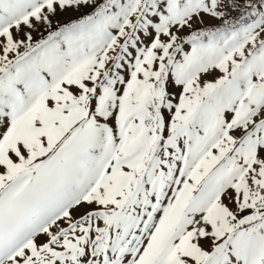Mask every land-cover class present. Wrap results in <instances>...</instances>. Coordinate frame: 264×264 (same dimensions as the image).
Instances as JSON below:
<instances>
[{"label": "snow or ice", "instance_id": "snow-or-ice-1", "mask_svg": "<svg viewBox=\"0 0 264 264\" xmlns=\"http://www.w3.org/2000/svg\"><path fill=\"white\" fill-rule=\"evenodd\" d=\"M0 264H264V0H0Z\"/></svg>", "mask_w": 264, "mask_h": 264}]
</instances>
